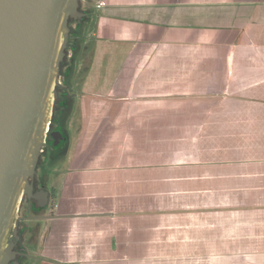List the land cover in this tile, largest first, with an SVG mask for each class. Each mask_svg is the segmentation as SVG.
<instances>
[{
    "label": "crops",
    "instance_id": "obj_1",
    "mask_svg": "<svg viewBox=\"0 0 264 264\" xmlns=\"http://www.w3.org/2000/svg\"><path fill=\"white\" fill-rule=\"evenodd\" d=\"M99 5L84 91L110 103L52 174L36 264H264V0Z\"/></svg>",
    "mask_w": 264,
    "mask_h": 264
},
{
    "label": "water",
    "instance_id": "obj_2",
    "mask_svg": "<svg viewBox=\"0 0 264 264\" xmlns=\"http://www.w3.org/2000/svg\"><path fill=\"white\" fill-rule=\"evenodd\" d=\"M81 2L0 0V264H11L17 256L11 235L17 234L23 196L34 190L31 180L44 145L48 98L53 91L52 116L69 22L84 16ZM42 195L40 208L46 210L48 191Z\"/></svg>",
    "mask_w": 264,
    "mask_h": 264
},
{
    "label": "flooded vegetation",
    "instance_id": "obj_3",
    "mask_svg": "<svg viewBox=\"0 0 264 264\" xmlns=\"http://www.w3.org/2000/svg\"><path fill=\"white\" fill-rule=\"evenodd\" d=\"M82 5L83 4L81 2L80 10L83 12ZM88 15L89 14L84 13V16L81 19L72 18L69 22L70 32L66 48V56L61 64L62 69L64 68V72H62V75L61 73L59 75L61 80L58 81L56 88L57 97L55 99V109L48 121L40 161L42 160V154L45 153L46 147L59 148L68 141L67 133L58 121L57 110L60 106L67 105L69 111L67 130L70 131V128L76 130L77 128L76 136L80 138L86 132V124L88 121V117L84 116L83 107L88 106V104L91 102L104 104L110 103L108 99L100 96L99 94L96 93L91 95L84 90H100V86H104V78H100V76L97 74L93 75V78L90 77H92L91 74L95 73L94 66L96 63V52L99 41H102L101 39H110V41H114L112 38H114L117 25L115 24L114 20H111V23L104 22V20L101 18L102 16L99 14L93 17L94 21H86V17ZM108 33H110V37L102 38V36H106ZM77 55L78 58L76 59ZM107 63L108 59H103L101 64H99L98 70L102 73H105V70L108 67ZM75 78H78L77 82H75ZM91 81L93 86L89 87V83L91 84ZM78 85L82 87L80 95L71 93L70 88ZM112 88L114 90L122 89V87H116L114 84L111 85V89ZM73 101H76L77 103L72 107H68L69 103L71 104ZM74 122L77 124L79 122V125L72 126ZM40 163L41 162H39V164ZM39 166L40 165H38V168ZM38 168L36 174L38 172ZM31 182L34 184L33 193L31 196L28 194L23 196L20 202L16 220L15 228L17 234L15 235L13 232L11 235V240L15 243L14 249L17 252V256L11 262V264L17 262L22 264L23 259L30 256V253L27 251L25 245L30 246L35 242V238H33L32 235H35L37 232L36 229H38V227L35 228L34 226L32 231L30 228H27V231H24L22 229V223H29V221H33V219H37L43 215L42 213H38V211H42L40 205L44 204L45 202L44 196L42 195L43 190L48 191V206L46 209L50 211L54 206L52 190L51 188L48 190L46 189L45 180L42 178H37V175H35Z\"/></svg>",
    "mask_w": 264,
    "mask_h": 264
},
{
    "label": "rangeland",
    "instance_id": "obj_4",
    "mask_svg": "<svg viewBox=\"0 0 264 264\" xmlns=\"http://www.w3.org/2000/svg\"><path fill=\"white\" fill-rule=\"evenodd\" d=\"M82 4H83L82 5L83 12L89 14L86 17V21H91V20L94 21L93 17L97 16L102 10V7L99 5V0H82ZM77 58H78V55L76 59ZM62 72H64V68L62 69V65H61L60 67L61 75H62ZM59 80L61 79L59 78ZM74 80L75 82H77L78 78L77 79L75 78ZM81 89L82 87L78 85V86L71 87L70 91L73 94L80 95ZM76 103H77L76 101H73L71 102V104L69 103L68 107L70 106L72 107ZM57 111H58V121L60 122V125L63 126L64 130L67 133L68 141L66 142V144L60 146L59 148L46 147L45 153L42 154V160L40 161L41 163L39 164L40 166L38 168V172L36 175H37V178H42L45 180V187L47 190L51 187L52 183H55L56 186L59 184L58 178L52 174H55L54 171L66 169L67 163H68V157L71 154H73V151L76 145V139H77V136H76L77 128L76 130L72 128H70V131L67 130L68 129L67 119H68V114H69L67 105L60 106ZM76 125H79V122L78 124L74 122L72 126H76ZM38 213L46 214L47 210L38 211ZM37 222L39 223L37 219H33V221H29V223L24 222L22 223V229L24 231H27V228H30V230L32 231V228H34V226L35 228L38 227ZM39 235L40 233L36 232L35 235L34 234L32 235V237L36 238V241H37V238L39 237ZM37 246H38V243L30 247L29 245H25V247L27 248V251H29L30 253L29 254L30 256L25 257L22 261V264H36L37 261L34 258H35V252L38 250Z\"/></svg>",
    "mask_w": 264,
    "mask_h": 264
},
{
    "label": "bare ground",
    "instance_id": "obj_5",
    "mask_svg": "<svg viewBox=\"0 0 264 264\" xmlns=\"http://www.w3.org/2000/svg\"><path fill=\"white\" fill-rule=\"evenodd\" d=\"M53 102H54V95H53V91H51V94L48 98V106H47V125L51 117ZM47 125H46V128H47Z\"/></svg>",
    "mask_w": 264,
    "mask_h": 264
}]
</instances>
